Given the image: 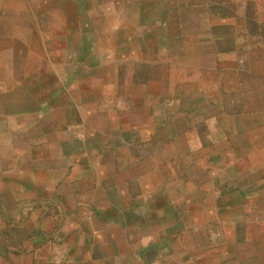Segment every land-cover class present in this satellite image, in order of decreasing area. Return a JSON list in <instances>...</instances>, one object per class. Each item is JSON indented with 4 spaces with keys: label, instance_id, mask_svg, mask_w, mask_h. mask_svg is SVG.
I'll return each mask as SVG.
<instances>
[{
    "label": "crops",
    "instance_id": "crops-1",
    "mask_svg": "<svg viewBox=\"0 0 264 264\" xmlns=\"http://www.w3.org/2000/svg\"><path fill=\"white\" fill-rule=\"evenodd\" d=\"M0 264H264V0H0Z\"/></svg>",
    "mask_w": 264,
    "mask_h": 264
}]
</instances>
